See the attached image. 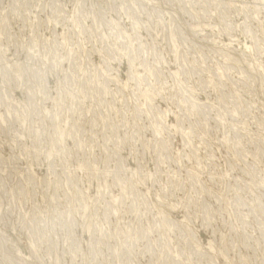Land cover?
<instances>
[{"label": "rangeland", "instance_id": "rangeland-1", "mask_svg": "<svg viewBox=\"0 0 264 264\" xmlns=\"http://www.w3.org/2000/svg\"><path fill=\"white\" fill-rule=\"evenodd\" d=\"M0 264H264V0H0Z\"/></svg>", "mask_w": 264, "mask_h": 264}]
</instances>
